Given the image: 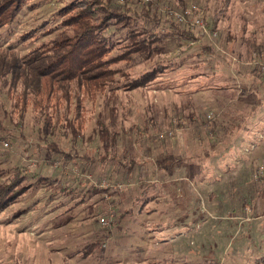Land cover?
I'll use <instances>...</instances> for the list:
<instances>
[{
    "label": "rangeland",
    "instance_id": "obj_1",
    "mask_svg": "<svg viewBox=\"0 0 264 264\" xmlns=\"http://www.w3.org/2000/svg\"><path fill=\"white\" fill-rule=\"evenodd\" d=\"M148 3L166 23V51L112 65L120 87L75 81L44 104L31 68L0 83L1 181L28 176L0 210V264H254L264 256V0H128L141 16ZM80 11L76 0H29L0 28V55L23 62L72 36L67 22ZM158 65L144 87L122 79Z\"/></svg>",
    "mask_w": 264,
    "mask_h": 264
},
{
    "label": "trees",
    "instance_id": "obj_2",
    "mask_svg": "<svg viewBox=\"0 0 264 264\" xmlns=\"http://www.w3.org/2000/svg\"><path fill=\"white\" fill-rule=\"evenodd\" d=\"M28 1L0 0V28L11 24ZM76 1L81 11L70 18L71 22H67L69 27H73L72 36L53 41L51 45L43 44L40 49L23 58V62L12 55H0L1 84H6V75H14V69L21 71L22 68H31L34 95L43 99L46 96L44 104H48L56 101L61 86L75 81H81L88 89L99 91L113 83L120 87L123 82H116L112 76L122 72L112 65L122 61L130 63L134 60V55H138L143 61H149L166 51L161 44V29L166 27V23L154 20L157 18L151 12L152 4L148 3L142 8V17L133 12L128 0L123 4H119L117 0ZM172 24L174 26L170 27L178 29L181 38L192 39L193 33L188 28ZM115 50L119 52L114 55ZM162 68L164 67L158 65L146 70L140 77L127 76L122 79L127 81L126 85L130 89L144 87L156 77L155 69L159 71ZM60 97L68 99V96ZM36 103L43 105L42 100ZM4 174L0 170V210L12 203L14 196L21 190L18 187L28 177L20 173L15 180L3 184L1 178ZM37 179L42 182L52 181V178L44 176ZM53 185L50 183V186ZM254 264H264V256Z\"/></svg>",
    "mask_w": 264,
    "mask_h": 264
},
{
    "label": "built area",
    "instance_id": "obj_3",
    "mask_svg": "<svg viewBox=\"0 0 264 264\" xmlns=\"http://www.w3.org/2000/svg\"><path fill=\"white\" fill-rule=\"evenodd\" d=\"M145 1H147V2H150L151 0H145ZM197 10V8H195V7H192V10ZM191 13V10H189V11H186V14H190ZM194 23L195 24H201V21L199 20V19H194ZM202 26H204V29L206 30V28H205V24L203 25V24H201ZM102 221V223L104 222V219H102L101 220ZM105 223V222H104Z\"/></svg>",
    "mask_w": 264,
    "mask_h": 264
},
{
    "label": "crops",
    "instance_id": "obj_4",
    "mask_svg": "<svg viewBox=\"0 0 264 264\" xmlns=\"http://www.w3.org/2000/svg\"><path fill=\"white\" fill-rule=\"evenodd\" d=\"M186 220H187V221H189V219H188V218H187ZM190 220H191V219H190ZM191 231H192V229H191ZM190 233H191V232H190ZM188 234H189V233H188Z\"/></svg>",
    "mask_w": 264,
    "mask_h": 264
}]
</instances>
